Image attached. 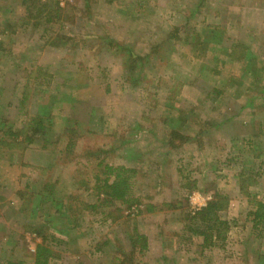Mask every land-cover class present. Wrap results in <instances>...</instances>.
<instances>
[{
	"label": "rangeland",
	"instance_id": "obj_1",
	"mask_svg": "<svg viewBox=\"0 0 264 264\" xmlns=\"http://www.w3.org/2000/svg\"><path fill=\"white\" fill-rule=\"evenodd\" d=\"M54 1L57 6L64 9L59 18L52 15L55 24L58 22L72 24L76 21L77 10L81 13V18L85 17L83 20L86 22L90 21L92 15L94 20H98L100 16L107 20L109 16V10L103 8L100 0H38L39 6L45 9V14L35 18L36 10L33 16H29L28 9L20 7L19 15L15 14L14 24L19 20L20 25L22 23L34 25L38 34L45 32L44 34L49 37L48 33L56 26L52 27V22L47 21L50 17L49 12L53 11L50 3ZM151 5L155 8L152 19L156 22L153 31L151 33L149 31V36L155 33L153 36L155 42L147 45L144 43L139 50L152 53L156 58L147 68L148 70L140 71V64L145 65L146 59L139 63L137 72H131L133 79L141 82L138 88L129 90L128 85L131 86V81L127 80L129 83L124 85L125 78H121V82L117 78L116 82H119V85L112 87L111 93L106 95L100 90L93 94L94 102L101 101L100 105L103 107V110L99 108L95 114L96 124L83 126L82 122L71 117L62 120L64 123L68 120L67 124L70 121L80 123L78 128L83 132L92 130L95 134H103L91 140L92 144L96 145V149L101 147L103 149L98 153L92 151L94 154L82 160V171L78 175L75 174L74 167L63 168L61 172L64 176L59 177L63 180L67 178V182L62 185L63 192L60 194L59 204L56 202L58 207L51 202L45 203L35 221L31 218V213H28L23 215L25 219L21 221L22 226H19L20 220L17 219L15 222L19 207L24 202L30 201L31 190L25 188L26 184L43 177L40 165L30 166L26 156L20 164V170L13 171L6 180V195L0 194V261L28 260L29 264L33 263V253L37 245L44 241L43 235L25 230L24 227L30 226L31 223L41 227L44 235L50 232L47 230L48 227L56 226L58 232L62 229L70 230L69 234L73 242L67 250L53 246V250L61 255V258L51 260L54 264H120L122 255L120 256L119 251L114 253V248L104 246V242L112 241V245H116L121 239L124 250L129 252L131 243L126 232L132 234L135 226L139 227L142 233H156L160 230L167 232L173 241L177 240V245L174 246L178 254L186 255L190 259V256L196 255L194 249H197L195 245H199L198 241L183 239L191 236L190 233H185L186 236L180 239L174 234L177 232H173L180 229V223L170 222L169 219L174 216L180 217L186 207L187 209L189 207L187 212L195 213L199 210L197 208L204 207L203 205L211 200L215 193L221 192L234 197L233 200L236 202L233 203L235 206L232 207L230 204L221 212L222 218L228 220L231 225L228 233L229 241L223 247L225 250L222 248L223 252H207L206 263L211 264L213 261L223 259L229 264H259L260 257L264 255V225L257 229L253 228V217L249 220L247 215L251 211H256V201L264 202V155L256 157L251 151L248 152L250 145L245 146L240 141H236L234 145L244 147V152L234 145L230 147L231 142L224 140L229 139V134L226 135V126L222 124L229 117H233L236 121L238 119L249 121L253 118L264 120V0H170L169 2L152 0ZM179 7L187 13L177 12ZM13 10L17 12L15 7ZM190 10L195 12L191 14ZM12 14L3 15L0 10V21L6 23ZM202 24H212L221 28L218 31L224 36L223 44L216 42L204 48L196 45L195 41H186L196 30L201 31L204 26ZM44 28L47 32L43 30ZM176 29H180V32ZM127 31L132 34L130 28ZM69 32L72 31L65 28L53 31L52 36L60 49H68L71 36L66 33ZM16 35L18 37L20 31ZM61 35L67 38L63 39ZM25 36L24 32L23 37ZM32 36L31 38H36L35 34ZM14 40L17 47H20L17 39ZM163 41H165L164 45L161 44ZM237 42L249 44L252 56L259 57V62L253 69L256 76L253 72L246 71L247 60L239 57L238 53L241 51L236 52L229 46V53L225 52V46ZM5 43L4 38L0 36V52L10 53L0 55L7 59L11 64L10 71H13L14 66L18 65V60L13 58L12 49L4 46ZM76 43L71 44L74 50ZM91 45V49L88 50H91L93 55L89 52L85 56L78 55L77 64L80 65H75L80 72L89 76L81 75L82 79L79 78V74L71 73L69 76L75 85L90 80L92 87L102 89L108 84L107 77L104 73L98 75L99 72L95 71L97 66H105L104 58L98 54V49H101L102 45L96 40L91 41ZM96 48L98 49L94 51ZM1 65L0 60V70H5ZM151 67L154 68L153 71H150ZM109 74L115 79L119 75V68H112ZM12 78L0 77V84L10 80L11 85ZM53 79L57 80L55 77L49 79L48 75H45L43 80L49 82L45 84L42 82L41 85L50 87L52 84L50 80ZM109 79L112 81V78ZM35 82L38 86L41 80L37 79ZM32 83L34 84L33 81ZM52 86L56 85L53 83ZM38 91L39 89L33 95ZM106 101L107 106L104 104ZM169 104L180 105L182 114L189 115L187 120L191 122V126L187 132L191 136L195 135L193 130L202 131V134L197 135L196 141L172 136L173 144L179 147L174 151L178 153L174 162L167 155L171 147L167 146L169 143L166 141L171 135L172 128L168 127L164 112L165 108H168L166 105ZM105 107V112L109 115L107 126L100 118L102 112L105 114ZM173 116L176 117L175 119L178 118L176 114ZM210 135L212 138L209 137ZM215 136L223 140L219 146L215 142ZM80 137L82 139V136ZM257 141H261L260 138ZM89 143L87 139L83 141L84 145ZM65 144V140L53 139L54 155L59 161L62 160L60 153L65 149ZM18 154L20 155L21 152ZM19 155L12 154V158L21 161ZM95 159L97 161L105 159L106 163L135 170L131 194L142 202V205L137 206L145 211L143 214H140L136 207L130 211L120 203L109 210L118 216V208L122 207L124 214L118 220L108 218L106 210L102 212L89 209V205L96 203L93 185L89 183L87 188L82 182L94 179V175L98 172L97 165H90L89 162ZM258 171L262 174L261 179H256L254 174ZM241 173L244 174V179H240ZM250 176L253 178H249ZM195 182L199 189L189 195L188 191ZM242 185L245 189H242ZM247 192L257 194L258 198L250 200L246 196ZM170 204L178 207L170 208L168 207ZM69 205L74 211L67 212ZM147 205L157 209L153 213H147ZM72 213L79 214L83 219L84 236L77 232L76 220L72 217ZM182 217L187 219L188 215ZM9 230H15L19 235L16 236L19 245L13 246L16 249L15 254H11L12 246L8 243L9 236H6Z\"/></svg>",
	"mask_w": 264,
	"mask_h": 264
},
{
	"label": "crops",
	"instance_id": "obj_2",
	"mask_svg": "<svg viewBox=\"0 0 264 264\" xmlns=\"http://www.w3.org/2000/svg\"><path fill=\"white\" fill-rule=\"evenodd\" d=\"M169 1L170 0H167V2ZM100 2L102 6H104L103 8L109 10V16L107 20H104L103 16L98 17V20H94V15H92L89 18L90 21L86 22L85 20H83L85 17L81 18V13L77 10L75 12L76 21L72 24L67 25L64 23H60V25L59 22L55 24L52 21L51 26L53 27V25H56L55 29L52 30L50 28L52 32L54 30L59 31V29L64 28L66 30L72 31L66 33L71 36V39H69L71 42L68 43L67 46L68 49H60L58 45L54 46L52 43L55 39L50 38V36L48 37L46 34H44L45 32L42 34H38L37 28L34 25H28V23H25V25L24 23H22V25H20L21 21L19 20L17 24H14L16 23L15 14L19 15L18 9L20 7H23L20 1L13 0L9 3L7 0H4L0 4V10L2 11L3 15H9L13 13L11 18L9 17L10 20L8 19L6 23H4L3 20L0 21V36L4 38V41H6L4 46L12 49L13 58L18 60L19 66L13 71H10L11 64L5 57L1 56L3 53L7 55L10 53L4 51L0 52V60L2 62L1 66L5 69L0 70V77L5 79H10L13 76L17 77L14 81H11V85L10 80L7 82H2V84H0V105L3 107L1 108V111L4 112L7 108L6 114L8 115L9 120L14 122L19 118L16 114V108H10L8 106L11 100L18 101V99L20 98H22L23 100L24 95H27L29 97V100L24 107L26 111L28 110L30 111V113H34L36 110H39V115H50L49 117H51L50 122L52 131L47 136L50 141H53V139L56 140L65 132L66 126L68 125V120L66 121V123H64L62 120L67 117H71L77 121L82 122L81 124L83 126H91L93 124H96L94 122V118L96 116L95 114L99 108L103 110V107L100 105L101 101L97 103L96 101L94 102V100L92 99L93 94L95 93V91L100 90H102L105 94L107 84L104 85V90L103 88L101 89L99 87H92V85L90 84V80L84 81L83 84L75 85L74 83H72V80L69 76L71 73H74V75L79 74L80 79H82V76H89L88 74L80 72L75 65H80L77 64L78 55L81 54L85 56L87 52L93 55L91 53V50H88L91 49V41H99V43H101L102 45L101 49H98L99 46L97 45L98 48H96L94 51L98 49L99 56L104 58L105 66H97V69H95V71L99 72L98 75L104 73L105 77H107L108 83L111 86V92L116 85H119V82H121V78L124 79L126 78V76H129V78L131 79L134 78L131 72H137V69H139V63H141V61L144 62L147 59L145 65L140 64V71L141 69L142 71L146 70L152 64L156 57H154L152 53L141 52L139 50L140 46H142L144 43L147 45L148 43L154 44L155 42V39H153L155 33H152V35L149 36V31L150 33L153 31V26L156 22L152 19L153 15L155 14V8L151 5L152 0H100ZM14 7L16 8L17 12L13 10ZM63 10L62 12H64ZM177 12L187 13L180 7L178 8ZM192 12L193 11H191V14ZM188 13L190 14L189 11ZM78 20L86 23H81ZM128 28L132 30V34H129V32L127 31ZM206 28L207 30H214L217 32H219L218 30L221 29L211 24L202 26L201 31ZM43 30H45V28ZM176 30L180 32V29ZM16 31H20V35L18 37L16 35ZM199 31L200 30H196L195 33ZM24 32L26 33L25 37H23ZM34 34L36 35V38H31ZM210 34L211 33H209V35ZM15 38L17 39L18 45L20 47H17V43L14 40ZM189 40L190 39L187 38L186 41ZM192 41H195L196 45H199L196 39H193ZM74 42H77L75 45V50L72 49L71 46V44ZM164 43L165 41H163L161 44L164 45ZM238 43L241 45L244 44L243 42ZM244 45L249 44L245 43ZM157 59L159 58L157 57ZM133 60H136L135 62H138V65L136 67L133 66L135 69L131 70L130 67ZM59 61H63L64 63H60ZM130 61L131 64L129 65ZM148 62L151 63L148 64ZM52 63L55 64L54 67L51 66ZM114 64L116 66H114ZM38 66H43L42 69L44 70L42 73L36 71ZM114 67L119 68V75L115 77V79L113 78V75L109 74L111 69ZM153 69L154 68L151 67L150 71H153ZM45 75H48L49 79L55 77L58 84H56L55 79H53L50 80V82L52 84L54 83L56 86H52L51 84L50 87H44L43 85H41L42 82H44L43 79ZM109 78H112V81H110ZM117 78L118 80H120L119 82H116ZM37 79L41 80V82L38 83V86H36L37 84L35 82V80ZM32 81L34 82V84L32 83ZM126 83V80H123V84L126 85ZM128 87L130 88L129 90L135 89L130 85H128ZM124 88H126V86ZM37 89H39V91L35 95H33ZM80 89L82 92L79 91ZM107 103V101L106 103L104 102L105 106H107ZM17 104L19 105V102H17ZM167 106L168 108H165L164 115L167 118L166 123L168 122V124L170 125H168V127L172 128L171 135L166 141V143H169L167 144V146L171 147L167 155L172 158V161L174 162L176 157H178V153H174V151L179 147L173 144L172 132L177 133L178 137H182L185 140L188 139V141H196V138L198 137L197 135L202 133L201 130L199 132L193 130L195 132V135L191 136L187 132V130H190L189 127L191 126V122L187 120L189 118V115L182 114L180 105L169 104L166 105V107ZM112 107L109 108L112 109ZM105 110L106 107L104 109V112ZM172 114L178 115V118L175 119L176 117ZM108 116L109 115H107L106 112L105 114H103L102 112V114L100 115V118L103 119V122L106 126L108 125ZM254 122L257 123V128H255ZM216 125L218 127V124ZM222 125L226 126V135L229 134V139L224 140H226L227 142H231L230 147H233L236 141L242 142L248 139H253L257 144L259 142L257 141L258 137H256V135H260V130H264V120L257 118H253L249 121L246 119H238L236 121L233 117H229L227 121H225ZM209 137L212 138V135H210ZM215 137V142L217 146H219L223 140H221L220 137ZM12 150H14L15 152ZM18 153H20V150L0 149V194L6 195V180H8L10 175H12L13 171L18 172L21 168L20 164H22V160L18 161L17 159L15 160L12 158V154L19 155ZM213 156L215 155L213 154ZM28 163L31 164V162ZM228 197L230 200V204H232V207L235 206L233 205V203H236L233 200L234 197L230 195H228ZM184 218L185 217H182V215H180V217L174 216L169 219L170 222L174 221L180 223V229H178L177 231H173L177 232L174 234H176L180 239L186 236L185 233H188L185 228ZM251 218L252 217L248 214L247 219L250 220ZM142 234H145L148 237L149 241L148 251L142 258L145 264H207L205 259L208 254L207 252L216 253L223 252L221 251L223 249L225 250V248L223 247V249L220 247L213 249L202 248L203 238L199 236H192V234H190L191 236H186L183 239L186 241H189L191 239L196 240L198 241L199 245H195V248H197L196 250L194 249L196 255H192L190 256V259H188L186 255L183 256L178 254L179 252L174 246L177 245V240L174 239L173 241V238L169 237L167 232L160 230V232L156 233L144 232ZM227 241H229V236ZM214 263L229 264L223 259L222 261H213L211 264Z\"/></svg>",
	"mask_w": 264,
	"mask_h": 264
},
{
	"label": "trees",
	"instance_id": "obj_3",
	"mask_svg": "<svg viewBox=\"0 0 264 264\" xmlns=\"http://www.w3.org/2000/svg\"><path fill=\"white\" fill-rule=\"evenodd\" d=\"M3 1L4 0H0V4ZM7 1L9 2L13 0ZM16 1H20L22 3V6H25L28 9L29 16H33L34 10H36L34 13L35 18H39L45 14V9L39 6L38 0ZM50 4L51 11H53L51 13L49 12L50 17L47 19L48 22L53 21L52 15L55 18H59L63 10L61 7L56 5L57 3L55 1ZM45 31L47 32V30ZM209 33L211 34L209 35ZM48 34L50 35V38H53L52 31H50V33ZM61 36L63 39L67 38L65 35ZM188 39H196L197 43L203 46L204 48H206V46H211L216 42V44H223L224 42V36L222 35V33L214 30L210 31L207 30V28L197 33H194L191 36H188ZM168 42L170 45L169 39ZM52 44L54 46H59L56 40H54ZM229 46L236 52L241 51L238 54L240 58H245V60H247L245 66L246 71H251L256 76V73L253 69L255 64L259 62V57L252 56L251 46L244 44L241 45L238 42L230 43L229 45L224 47L226 53H229ZM135 61L136 60L132 61V65L130 67L131 70L135 69L133 66L136 67L138 65V62L136 63ZM59 62L64 63L63 61ZM130 64L131 61L129 62V65ZM51 66L54 67L55 64L52 63ZM18 67V65L14 66L15 69ZM43 70L44 69H42L40 66H38L36 69V71L39 73H42ZM15 78L17 77L12 78V81H14ZM125 80L126 82L131 81L130 84L132 83L131 87L133 88H137L141 84L140 81L131 79L129 78V76H126ZM48 82L49 81H44L43 84ZM109 93H111V86L108 83L106 85V94ZM28 100L29 97L27 95H24L23 100L22 98H20L18 99V101L11 100V102L9 103L8 106L10 108H16V114L19 117L14 122L8 119V115L6 114L7 108L4 112H2L1 108L3 107L0 105V119L2 120V122L0 123V147H2L1 149L20 150L21 154L19 155V158L22 160V162L23 160H25V157L29 154L27 160L31 162L30 166L40 165L41 175L45 177H42L41 179L38 178L36 180L34 179L33 181L26 184L25 188L27 190H31L30 201L24 202L23 205H20L19 212H17L18 214H16L15 212L17 217H15V222H17V219H19V226H22L21 221L25 219V214L31 213V218H33L34 220L37 217L39 211L44 208L43 205L45 203L51 202L53 203V205H57V203L59 204L58 201L61 196L60 194L63 192L62 185L64 186L67 182V178L63 180L61 177H59L64 176V174H62L61 172L64 167H74L75 174L78 175L82 171V160L85 159V157H87L88 155L98 153L103 149V147H101V149H96V145L92 144L91 142V140L95 138V136H100L103 134H95L92 130L83 132L81 131V129L78 128L80 126V123H77L76 121H70L66 126L65 132L59 136V138L63 141L65 140L66 143L65 149H63L61 151L62 153H60V155H62V160L59 161V159H56L54 155L53 141H50L47 138V136L52 131L50 122L51 117H49L50 115H39V110H36L34 113H30V111L28 110L26 111L24 107L26 106ZM17 102H19V105L17 104ZM254 125L255 128H257V123L254 122ZM260 131V135H256V137L260 138L261 140L258 141L259 143L256 144V141H254L253 139L242 141L243 145H250V149L248 152L251 151L256 157L264 155V130ZM172 135H176L177 138V133H172ZM77 136H79V138ZM80 136H82V139H80ZM85 139H87L90 143L84 145L83 141ZM234 146L243 152L245 151L244 147L238 144H235ZM92 151H94V153ZM96 159L89 160L90 165H97L98 172L94 175V179L82 182V184L86 185L87 188H89V183L93 185L92 190L96 197V203L94 205H89V209L92 208V211H107L106 213L108 214V218L118 220L119 218L123 217L124 214L122 207L118 208V216H115L109 210H111V207H115L118 203H120V205L126 206V208H128L130 211H132L134 207H136V209L139 210V213L143 214V212L145 211L141 210V208L139 207L140 205H142V202H140V199L133 197L131 194L133 188V175L135 173V170L127 167L115 166L113 164H110L109 162L106 163L105 159L100 161H97L98 159ZM254 174L257 177L256 178L253 175L254 178L261 179L262 174L260 171ZM239 177L240 179H244V174L241 173ZM249 178L253 177L250 176ZM198 189L199 187L195 182L188 191L189 195H191L195 190ZM242 189H245L243 185ZM246 194V196L250 198V200L251 198L254 200L258 198L257 194L250 192H247ZM229 204L230 200L228 195L218 192L214 194L212 199L209 200L204 207L200 208L195 213L192 214L191 211L187 212L189 207L188 209L186 207V209L182 212L181 215H186V217L188 215V221L186 218H184L185 228L188 233L192 234V236H199L203 238L202 248L213 249L217 247L222 248L225 246L231 225L228 220H224L222 218L221 212L226 210L229 207ZM256 204V211H251V213H249V216L253 217L252 224L253 228L255 229L259 228L261 225H264V202L256 201ZM168 207L177 208L178 206L170 204L168 205ZM156 209L157 208L153 207L152 205H147L146 212L153 213ZM71 211L74 210L73 207L69 205L67 212ZM72 217H74L76 220L75 228L77 229V232L84 236L85 231L84 226L82 225L84 224L83 219H81L79 217V214L77 213H72ZM24 228H26V231L29 230L35 232L38 235H43L44 242L40 245H37L36 250L33 253L32 264H54L51 260L54 261L55 259L61 258V255H58L53 250V246H58L67 250L73 242V240L70 238L69 229H62L58 232L56 230V226L48 227L49 229L47 230H49L50 232L44 235V230L42 231V228L39 227L37 224L31 223L30 226H25ZM126 234L131 243V248L129 252H126L124 250L125 247L122 245L121 239L118 240V244L116 245H112V241L104 242V246H110L114 248V253L116 251H119V253L122 255V264H145L142 258L145 256L149 248L148 237L145 234H142L139 230V227L137 228V226H135V229L132 234L128 231L126 232ZM6 236H9L8 243L10 246H12L11 254H15L16 249L13 246L17 247L19 245V240L18 238H16V236L19 237V235H17V232L15 230H9ZM100 249L98 251H100ZM17 259L18 258H16V260ZM0 264H29V261H11L10 259H7L5 261H0ZM259 264H264V255L260 257Z\"/></svg>",
	"mask_w": 264,
	"mask_h": 264
},
{
	"label": "built area",
	"instance_id": "obj_4",
	"mask_svg": "<svg viewBox=\"0 0 264 264\" xmlns=\"http://www.w3.org/2000/svg\"><path fill=\"white\" fill-rule=\"evenodd\" d=\"M201 207L197 208V209H200Z\"/></svg>",
	"mask_w": 264,
	"mask_h": 264
}]
</instances>
